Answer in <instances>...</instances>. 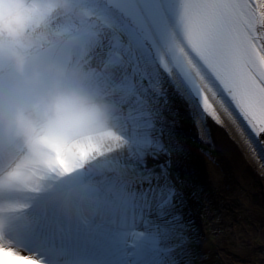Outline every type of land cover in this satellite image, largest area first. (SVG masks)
Returning a JSON list of instances; mask_svg holds the SVG:
<instances>
[{
    "label": "snow or ice",
    "instance_id": "obj_1",
    "mask_svg": "<svg viewBox=\"0 0 264 264\" xmlns=\"http://www.w3.org/2000/svg\"><path fill=\"white\" fill-rule=\"evenodd\" d=\"M119 3L127 46L115 126L48 168L81 222L23 236L0 228V264H196L186 129L203 141L208 120L224 124L219 105L264 160V0Z\"/></svg>",
    "mask_w": 264,
    "mask_h": 264
},
{
    "label": "bare ground",
    "instance_id": "obj_2",
    "mask_svg": "<svg viewBox=\"0 0 264 264\" xmlns=\"http://www.w3.org/2000/svg\"><path fill=\"white\" fill-rule=\"evenodd\" d=\"M35 3L39 7L27 41V44L33 46L32 53L61 39H77L70 50L69 59L64 70L69 74L74 71L71 75L91 92L96 90V87L104 86V83L107 86L106 83L111 82V85L107 86L99 95L103 98L106 97L105 101L111 103L114 100V92L117 89L118 92L120 91V82L117 80V75H110V67L116 65L115 70H112L116 74L118 71L120 72L118 67L121 69L126 64L125 48L127 39L122 34L118 13L115 11L117 6L106 0H70V12L64 8H58L54 10L52 15L45 16L44 11L51 7L49 0H35ZM39 16H42L41 22H43V27L40 29L35 20ZM104 77L107 79H104ZM216 107L224 121L223 126H217L214 122L208 120L207 125L210 134L206 135L203 141L199 138L197 130L189 126L186 131L189 136L190 151L192 148L195 150L199 148V150L197 149L198 152L202 153L205 157V163L207 162V166H205L207 169L206 179L226 189L224 192L229 195V206L239 209L241 212L244 210L248 216L253 215L258 220L256 216H262L261 213L264 214V160L253 157L245 146L240 130L227 118L219 105H216ZM104 110L105 107L102 108V112ZM116 113L114 111L112 115L103 117L95 132L91 135L99 136L106 129L114 127L109 125V121L111 119L115 121L116 115L114 114ZM205 146L208 149L205 150ZM190 151L185 159L186 161H183L182 171L185 167L190 182L194 183L193 174H197L196 160L191 157ZM212 153H216V158H211ZM244 167V172L241 173L240 171ZM40 168L33 167L23 172H17V174L21 179H26L33 188L46 189L51 185L55 186V183L51 184L45 181L46 178L52 176L44 174ZM48 168L49 166L44 169ZM53 178L60 180L57 177ZM26 198L27 196L18 199L15 197L0 198V228L7 233L11 220L1 210L31 203H28ZM190 207L194 227H199L207 236L205 240L199 242L198 247L205 248L208 244L219 246L223 250L228 247L225 253L232 260L222 255L227 264H237L235 260L238 257L241 260L243 257H247L250 251L257 252L259 247H264V223L261 222L262 225L260 224L261 230L256 229L253 249L245 246L234 247L225 244L221 240L224 237L223 234L228 233V231L217 233L218 236L215 238L214 234L216 232L214 233L213 228L210 231L207 230V227L205 228V219L195 209L193 200L190 202ZM232 234L237 243L240 242L239 234L236 231H233Z\"/></svg>",
    "mask_w": 264,
    "mask_h": 264
},
{
    "label": "clouds",
    "instance_id": "obj_3",
    "mask_svg": "<svg viewBox=\"0 0 264 264\" xmlns=\"http://www.w3.org/2000/svg\"><path fill=\"white\" fill-rule=\"evenodd\" d=\"M35 0H0V134L23 149V161L37 168L67 160L71 146L87 143L101 122L97 98L57 66L28 68ZM11 76L8 75V70ZM23 172V163L21 167Z\"/></svg>",
    "mask_w": 264,
    "mask_h": 264
},
{
    "label": "rangeland",
    "instance_id": "obj_4",
    "mask_svg": "<svg viewBox=\"0 0 264 264\" xmlns=\"http://www.w3.org/2000/svg\"><path fill=\"white\" fill-rule=\"evenodd\" d=\"M51 4L56 8H63V0H52ZM197 149L199 150V148ZM204 149L206 150L208 147L206 148L205 146ZM196 150L192 148L190 151V155H192L191 157H194L196 160L194 161L196 162L195 166L197 169V174H193L195 182L191 183L199 190V196L192 200L195 209H197L198 213H200L202 218L205 219V228L207 227V230L209 231L213 228L214 233L216 232V234H214L215 238L218 236L217 233L228 231V233L223 234L224 237L221 238V240L227 245H232L234 247L245 246L253 249L256 229L261 230V222L264 223V214L261 213L262 216H256L260 221L259 222L253 217V215L248 216V214H246L247 212L244 210L241 212L239 209L231 208L228 204L229 195L224 192L226 189L219 187L217 184L206 179L205 176L207 175V169L205 166H207V162L205 163V157H203L202 153ZM209 150L212 151L211 149ZM215 154L216 153H212L211 158H216ZM186 157L184 158V161H186ZM244 169L245 167L242 168L240 172L243 173ZM185 170V167H183V173L186 178L189 179ZM197 230L199 232V240H205L207 236L199 227H197ZM233 231H236L239 234L240 242L237 243L234 239L232 234ZM226 249H228V247L223 250V248L214 246L213 244H208L205 248L197 247V251L201 258L197 259L196 264H227V261L224 260L222 255L229 260L232 259L225 253V251H227ZM235 261L237 264H264V247H259L257 252L250 251V254L247 255V257H243L241 260H239L238 257Z\"/></svg>",
    "mask_w": 264,
    "mask_h": 264
}]
</instances>
